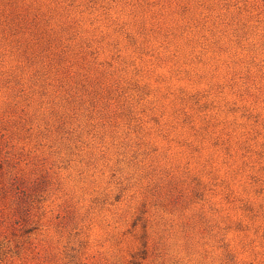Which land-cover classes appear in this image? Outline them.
Listing matches in <instances>:
<instances>
[{
    "label": "rangeland",
    "instance_id": "obj_1",
    "mask_svg": "<svg viewBox=\"0 0 264 264\" xmlns=\"http://www.w3.org/2000/svg\"><path fill=\"white\" fill-rule=\"evenodd\" d=\"M0 264H264V0H0Z\"/></svg>",
    "mask_w": 264,
    "mask_h": 264
}]
</instances>
